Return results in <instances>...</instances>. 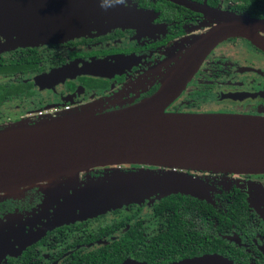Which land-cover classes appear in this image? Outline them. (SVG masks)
I'll list each match as a JSON object with an SVG mask.
<instances>
[{"label":"flooded vegetation","instance_id":"af4514ba","mask_svg":"<svg viewBox=\"0 0 264 264\" xmlns=\"http://www.w3.org/2000/svg\"><path fill=\"white\" fill-rule=\"evenodd\" d=\"M187 1L242 14L227 0ZM127 6L145 14L139 26L0 53V61L6 63L25 60L16 69H0V119L39 121L95 102L110 111L152 98L177 83L180 62L192 43L217 24L170 0H127ZM253 18L264 19V13ZM117 57L131 60L110 78L74 75L56 83H37L65 66L92 61L112 65ZM164 111L264 117V52L244 38L220 42ZM158 171L168 172L121 164L96 167L88 174L99 179ZM181 173L200 184L196 196L150 197L46 229L55 206L42 209L41 193L0 202V220L14 215L23 222L29 241L23 249L14 244L9 255L0 257V264H180L209 255L235 264H264V174Z\"/></svg>","mask_w":264,"mask_h":264},{"label":"water","instance_id":"95a60500","mask_svg":"<svg viewBox=\"0 0 264 264\" xmlns=\"http://www.w3.org/2000/svg\"><path fill=\"white\" fill-rule=\"evenodd\" d=\"M201 12L216 25L200 36L180 62L182 75L152 98L104 111L98 102L48 116L34 124L0 129V195L54 180L74 177L96 167L140 164L168 172L111 174L71 187L55 203L45 228L82 220L150 197L196 196L201 186L186 171L264 174V117L225 114L167 113L205 55L229 38H244L264 52V19L170 0ZM145 14L129 6L103 11L98 0H0L3 50L71 39L91 31L139 26ZM261 33V34H260ZM81 62L37 80L64 81L74 75L110 78L131 58ZM184 77V78H183ZM73 185V184H72ZM58 192V191H57ZM48 193L46 201L57 193ZM48 203V202H47ZM24 224L14 215L0 220V257L14 244L25 248ZM180 264H235L209 255Z\"/></svg>","mask_w":264,"mask_h":264},{"label":"rangeland","instance_id":"374dc122","mask_svg":"<svg viewBox=\"0 0 264 264\" xmlns=\"http://www.w3.org/2000/svg\"><path fill=\"white\" fill-rule=\"evenodd\" d=\"M91 32L98 33L97 31H91ZM89 33L90 32H88L86 34H89ZM86 34H83V35H86ZM98 34H100V33H98ZM83 35H80V36H77V37H74V38H79V37H81ZM67 40L68 39L60 40V41H51V40H49V42L41 43V44H38V45H35V46H43L44 44H52V43L58 44L60 42H63V41L65 42ZM4 44H5V39L0 37V47L4 46ZM31 47H34V46H31ZM8 50L9 49H7V50L4 49L3 50L2 48H0V53H4V52H6ZM36 122L37 121L15 122L14 120L9 121V120L0 119V129H2L4 127H9V126H12V125L34 124ZM90 171H92V170H90ZM90 171H88V172H90ZM88 172L80 173V174H78V175H76L74 177H71V178L60 179V180L58 179V180H54V181H51V182H48V183H44V184H40V185H37V186L28 187L25 190H20L18 192L12 193L7 198H3L4 196L0 195V202L5 201V200H12V199H20V198L24 199V198L29 197L30 195L41 193L42 196L45 198V201H43V203L41 205L42 209L45 208V207H49V206H51V207L55 206V203L57 202V200H59L61 198V196L64 193H66V191H59V190H70V186L71 187L72 186L73 187H75V186L79 187L80 185H84L86 182L92 180L91 175H90V173L88 174ZM158 172H160V171H158ZM158 172H154V173H158ZM106 176H108V175H106ZM53 191H56V192L58 191V192L54 195V197L51 198V200L48 199V201H46L47 198H48V193L49 194L53 193ZM90 218H92V217H90ZM90 218H86V219H82V220H76V221H73V222L85 221V220L90 219ZM69 223H71V222H69ZM64 224H68V223H64Z\"/></svg>","mask_w":264,"mask_h":264},{"label":"trees","instance_id":"16d2710c","mask_svg":"<svg viewBox=\"0 0 264 264\" xmlns=\"http://www.w3.org/2000/svg\"><path fill=\"white\" fill-rule=\"evenodd\" d=\"M233 3L240 11V15L253 17H262L264 13V0H227ZM24 59L19 62L6 63L0 61V69H16L18 65L24 63Z\"/></svg>","mask_w":264,"mask_h":264},{"label":"clouds","instance_id":"9594fccd","mask_svg":"<svg viewBox=\"0 0 264 264\" xmlns=\"http://www.w3.org/2000/svg\"><path fill=\"white\" fill-rule=\"evenodd\" d=\"M98 4L103 11L107 12L117 6H127V0H98Z\"/></svg>","mask_w":264,"mask_h":264}]
</instances>
